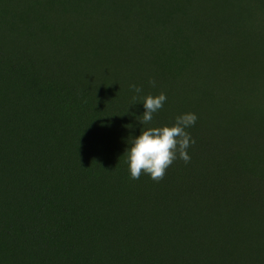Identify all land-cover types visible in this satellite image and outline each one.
Wrapping results in <instances>:
<instances>
[{"label": "trees", "instance_id": "1", "mask_svg": "<svg viewBox=\"0 0 264 264\" xmlns=\"http://www.w3.org/2000/svg\"><path fill=\"white\" fill-rule=\"evenodd\" d=\"M27 2L10 0L0 17V264H264V74L251 72L262 59L196 51L194 67L161 78L133 54L147 25L138 37L134 24L120 26L125 43L109 35L110 19L90 31L80 17L28 21ZM232 2L190 0L175 15L222 41L246 29ZM79 30L107 54L75 43ZM114 53L136 70L101 68ZM160 93L164 107L142 125V97ZM189 112L190 161H174L159 182L132 179L129 139ZM246 223L259 227L255 238Z\"/></svg>", "mask_w": 264, "mask_h": 264}, {"label": "rangeland", "instance_id": "2", "mask_svg": "<svg viewBox=\"0 0 264 264\" xmlns=\"http://www.w3.org/2000/svg\"><path fill=\"white\" fill-rule=\"evenodd\" d=\"M9 2L10 0H0V17L6 11H10ZM131 3L132 1L128 0H28L27 4L31 8V11L28 12V21H32L34 18L35 21H39L52 16V18L57 17V21L72 25L73 18L80 17V20H83L82 22L85 21L84 23L89 30V26L100 29L108 27L107 19H110L113 24L109 35L125 43H128L130 35L120 29V26L134 24L132 34L138 37L136 35L138 33L135 31L136 26L140 23L147 25L149 31L139 34L140 40L138 47L135 49L136 53H132L136 55L139 63L143 64L146 72L155 71L157 77L161 78L174 77L184 72V70L194 67L193 58L196 51L212 55L217 50L223 56L229 57L233 54L245 59L256 53L258 58L260 57L262 60L257 61L252 66L251 72L257 76L256 78H260L264 74V11L260 10L257 3L251 0H233L231 12L238 22L246 25V29L241 30L239 36L235 38L228 37L222 41L220 38L217 39L211 36L198 37L193 31L181 27L180 23L182 21L177 20L181 17L176 16L175 11L185 16L190 0H134ZM133 5L137 7L135 11L132 9ZM162 13H166L169 17L172 16V19L168 18L167 20ZM110 15H112V18ZM173 17L176 20H173ZM86 31L79 30L76 33L78 36L74 40L75 43L78 44V41L84 39L86 47L93 49L94 58L98 57L96 50L106 53L103 49L104 46L87 41L88 32ZM77 50L80 51V48L78 47ZM123 51L132 54L127 46L123 48ZM113 55L104 57L102 61L105 65L100 67L103 68L107 65L112 71L125 70L127 72H131L132 69L136 70L134 68L138 67L136 65L139 63H134L130 59L123 60L115 53ZM239 78H234L232 82L243 84L244 81L241 76ZM140 80H144L143 74H141ZM261 80L264 79L259 81ZM262 100L263 96L259 97V101ZM235 211L248 212V209H235ZM242 216V219L247 222L248 217ZM246 224L251 226L248 223ZM258 228L251 226V231L246 230L248 239L249 235L250 238H255L254 236L258 234ZM241 233L245 234V231L241 230ZM229 234H232V239L240 240L244 238L236 235L237 233L231 229H229Z\"/></svg>", "mask_w": 264, "mask_h": 264}, {"label": "clouds", "instance_id": "3", "mask_svg": "<svg viewBox=\"0 0 264 264\" xmlns=\"http://www.w3.org/2000/svg\"><path fill=\"white\" fill-rule=\"evenodd\" d=\"M149 84L152 87L156 86L155 80H149ZM129 87L135 96H141L142 87L135 84ZM166 101L167 97L164 93L157 96H143L144 112L142 120H139L140 123L142 125L150 123L153 115L164 107ZM197 119L195 113H182L175 117V122L171 126L150 127L141 130L138 136L130 138L124 155L130 177L139 179L144 174L153 181L159 182L177 159L188 163L190 156L187 150L195 140L187 129L194 127Z\"/></svg>", "mask_w": 264, "mask_h": 264}]
</instances>
